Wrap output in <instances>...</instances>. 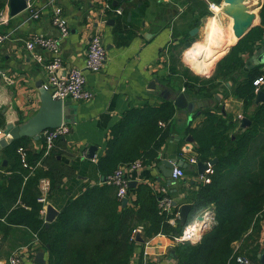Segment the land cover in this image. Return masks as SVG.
I'll return each mask as SVG.
<instances>
[{
  "label": "crops",
  "instance_id": "obj_1",
  "mask_svg": "<svg viewBox=\"0 0 264 264\" xmlns=\"http://www.w3.org/2000/svg\"><path fill=\"white\" fill-rule=\"evenodd\" d=\"M8 1L3 0L0 9L7 5L10 13ZM51 2L34 0L35 6L42 8V14L36 19L23 23L26 14L23 9L15 14L10 13L9 22L0 25V33L9 35L0 42V70L6 71L14 79L12 84H7L0 76V130L3 132L32 116L40 105L37 83L41 82L44 86L48 79L45 63L51 54L40 48H35L34 54L31 53L25 48L24 40L34 32L45 36L58 34L51 22ZM110 2L112 6L122 9L121 14H100V0H57L70 27L69 34L60 43L62 65L59 72L69 67H84L85 50L92 33L101 34L106 59L98 71L84 69L86 85L93 92L90 100H64L63 122L69 131L55 140L50 153L37 157V151L43 147L42 137L18 139L13 152L6 150L7 146L0 149V264H5L14 251L19 253L23 264H48L47 246H39L34 230L8 219L12 204L8 203L9 193L2 188L10 189L15 177L18 178L16 167L27 172L38 168L44 174L42 178L49 179L51 173L55 175L59 183L50 188L42 209L49 204L58 213L68 200L79 195L87 185L107 179V175L99 170L97 161L106 151L112 126L120 121L124 113L133 107L160 106L168 101L173 105L174 112L168 121L167 139L159 148L158 158L150 163L142 162L136 168L121 165L128 180L127 201L123 203L121 199V202L122 205L132 200L138 203V200L145 199L150 190L154 195H161L164 188L165 195L171 200L170 213L174 217L168 223L174 225L175 218L179 220V205L192 202L203 182L202 173L197 169V161L201 160L197 141L190 129L201 127L209 115H218L226 123L234 125L232 130L237 131L238 127L247 126L241 125L242 117L249 119V115L264 100L255 101L258 89L254 87L253 100L246 105L238 92L245 80L264 72V21L260 14L264 0H258L253 21L254 26H259L262 31L248 41L247 51H238L240 61L231 70L225 68L229 61L226 56L242 37L236 42V38L227 40L232 30L228 25L232 15L226 16L228 26L222 28L223 21L219 23L217 17L224 6H218L219 3L223 4L222 0ZM211 2L216 4V9L209 7ZM221 16L224 17L223 13ZM210 24L220 31L223 47L218 48L207 42ZM194 27L197 30L191 33ZM198 51L202 54L215 51L216 54L208 59H197L195 53ZM36 54L42 60H37ZM190 60L200 67L194 68ZM190 69H196L206 76L203 78L199 75V79L194 76V80V77L186 75ZM260 88H264V85ZM176 90L189 93L191 110H179L173 104L170 98ZM132 128L135 129L136 125ZM19 147L24 155L18 150ZM91 147H95L92 156L88 155ZM26 149H30V153L27 154ZM172 158L184 159L191 169L182 167L183 176L171 181L163 175L159 165L163 159ZM19 206L27 212L32 210L29 203L19 202ZM40 213L46 225L55 218L47 223L45 212L40 210ZM198 215L209 227L215 221L213 204L191 211L187 222ZM143 226L142 221L134 224V255L130 264H141L144 255L148 264H175L173 247L176 243L173 238L165 232L145 236ZM232 248L235 258L244 254L254 264H260L257 253L264 249V220L253 223L242 237L232 242ZM38 251L42 252L43 261L36 260ZM236 262L239 264L237 259Z\"/></svg>",
  "mask_w": 264,
  "mask_h": 264
},
{
  "label": "trees",
  "instance_id": "obj_2",
  "mask_svg": "<svg viewBox=\"0 0 264 264\" xmlns=\"http://www.w3.org/2000/svg\"><path fill=\"white\" fill-rule=\"evenodd\" d=\"M260 14L264 21V5ZM261 31L259 26L252 27L231 48L226 56L230 61L226 69L231 70L240 61L238 51H247L248 41ZM260 74L249 77L238 88L246 105L253 100V79ZM173 112L174 107L168 101L160 106L128 109L110 130L106 151L97 161L99 170L108 176L135 159L144 163L156 160L167 139ZM233 127L220 116L209 115L201 127L190 129L197 141L199 158L204 161L217 158L208 173L210 180L199 185L191 211L213 204L215 221L204 229L198 241L174 245L175 264H238L232 242L242 237L253 223L264 220V100L249 115L246 127H238L237 131ZM18 141H13L6 150L15 151ZM21 145L25 147L24 143ZM29 151L26 149L27 154ZM37 153L41 157L44 147ZM16 172L18 178L15 177L10 189L2 188L9 193L8 203L12 204L9 222L29 226L37 234L39 246L48 245V264H130L135 222H144L145 236L165 232L173 238L184 226L176 218V224L168 223L173 213L158 211L159 194L150 190L144 200L122 205L116 186L107 180L87 185L46 225L40 213L43 204L37 202L43 172L38 168L27 172L18 167ZM49 179L50 188L59 183L52 173ZM19 202L31 204L32 210L27 212Z\"/></svg>",
  "mask_w": 264,
  "mask_h": 264
},
{
  "label": "built area",
  "instance_id": "obj_3",
  "mask_svg": "<svg viewBox=\"0 0 264 264\" xmlns=\"http://www.w3.org/2000/svg\"><path fill=\"white\" fill-rule=\"evenodd\" d=\"M56 2V3H55ZM52 0L51 6V22L56 27L58 34L55 36H45L40 33H31L29 37L24 40V45L27 50L34 54L35 48H40L51 54V58L45 63V67L48 72V79L44 84V87L50 92L51 97L55 99L74 100V101H87L93 97V92L86 85V78L84 69L90 71H98L104 64L106 59V48L103 43V39L100 33H92L89 37L87 47L85 50L84 67H69L60 73L59 69L62 65V59L60 57V43L69 34L70 27L64 16L62 7L57 3V0ZM26 14L23 19V23L32 19L40 17L42 14V8L37 7L34 4V0H25ZM214 2L209 4V7L213 9ZM99 12L103 16L108 13L121 14L122 9L120 7H114L109 0H100ZM11 15L9 13L7 5L0 10V25H5L9 22ZM9 35L0 33V42H2ZM37 60H42L39 54H36ZM60 67V68H59ZM0 76L7 84L14 82L13 77L6 71L0 70ZM253 85L256 89H259L264 85V72L253 79ZM69 128L63 122L61 125L55 128H47L40 133L42 137V143L44 147L43 155H47L54 146V142L61 136L68 133ZM5 136L4 132L0 130V137ZM19 151L24 155V151L21 147ZM24 160V159H23ZM133 168L142 165L140 159H136L129 164ZM211 169H206L201 174V179L205 182L210 180L208 173ZM184 169L181 166H174L171 174V178L176 180L183 176ZM108 182L113 183L117 189V195L119 198L127 197L128 180L124 174L123 167L116 168L106 179ZM40 195L38 201L45 203L46 196L50 190V182L48 178H41L39 183ZM164 188L161 189V195L158 197V211L170 212V199L165 195ZM43 208V207H42ZM45 212V209H41ZM171 220L174 217L170 218ZM202 220L195 218L192 221L186 223L182 231L173 237L175 243L190 241L195 242L196 236L199 234ZM38 242V237H36ZM239 264H254L250 257L244 254L236 256ZM5 264H23L22 258L18 252H12ZM141 264H148V259L144 255V259Z\"/></svg>",
  "mask_w": 264,
  "mask_h": 264
},
{
  "label": "water",
  "instance_id": "obj_4",
  "mask_svg": "<svg viewBox=\"0 0 264 264\" xmlns=\"http://www.w3.org/2000/svg\"><path fill=\"white\" fill-rule=\"evenodd\" d=\"M223 4L219 3L218 6L224 5L225 3H233L234 0H222ZM9 8L10 13L15 14L19 11L25 9L26 3L25 0H9ZM116 1H114V4ZM222 11V12H221ZM220 13L225 14V16L233 15L229 8L222 7ZM255 15L254 13L250 14V19L246 23L245 27L238 30L236 33V40H239L241 37L244 36V34L254 26ZM237 16H234V24L233 29L237 28ZM197 30V27H194L191 30V33L195 32ZM37 86L39 88L40 92V105L37 109V111L27 118L26 120L17 123L15 125L9 126L8 129L4 131L5 136L0 137V149L2 147H6L9 144H11L13 141L18 140L22 137H32L33 139H39L40 133L47 129V128H55L63 123L64 120V101L62 99H55L51 97L50 92L41 85V82L37 83ZM190 95L187 91H175V93L170 98L173 101V104L179 108V110H191V102H190ZM264 98V88H259L256 91L255 101L263 100ZM190 107V108H189ZM249 123V119L246 117H242L241 125L244 126ZM95 151V147H91L89 149L88 155L92 156ZM217 158L213 157L209 161L199 160L197 161V169L199 173H203L206 169H211L213 164L216 162ZM174 166H181L184 167L187 170L191 169V165L187 163L184 159H163L159 167L162 170V173L164 176L168 177L171 181L173 180L171 178L172 170ZM104 179V177H103ZM127 201V198H122V202L125 203ZM173 204H176L175 201H173ZM192 202H184L179 205V223L181 225H185L187 223L189 213L192 209ZM57 215V211L51 206L47 205V208L45 209V219L48 223L51 221L55 216ZM198 219H202L201 215L197 216ZM206 222L203 221L199 234L195 238V242L198 241L201 237V234L203 233L204 229L206 228ZM139 238V233H136ZM48 247V245H46ZM257 257L259 258L260 264H264V249L257 253ZM36 260L37 261H43V254L42 252L38 251L36 254Z\"/></svg>",
  "mask_w": 264,
  "mask_h": 264
},
{
  "label": "bare ground",
  "instance_id": "obj_5",
  "mask_svg": "<svg viewBox=\"0 0 264 264\" xmlns=\"http://www.w3.org/2000/svg\"><path fill=\"white\" fill-rule=\"evenodd\" d=\"M257 2L258 0H234L233 3H225L224 4V7L225 8H229L230 11L232 13H234V16L236 17L237 16V23H238V26L237 28L233 29V24H234V16L230 15L232 17H230L231 21L229 22V27L230 29H232L230 32L231 34L228 35L227 37V40L230 39V38H236V33L238 32V30L242 29L245 27L246 23L248 22V20L250 19V14L251 13H256V9H257ZM216 5H214L213 9L215 8L216 9ZM229 19V20H230ZM210 23V22H209ZM222 27V26H221ZM223 28V27H222ZM208 31H207V42L211 43L212 45L215 44L217 45V47L219 48L220 46L223 47L224 43L222 41V36L220 34V31L215 28V26L213 25H209V27L207 28ZM227 31V30H226ZM228 32V33H230ZM225 35V34H224ZM226 41V40H225ZM220 42V43H219ZM227 42V41H226ZM208 43V44H209ZM219 43V44H217ZM219 45V46H218ZM227 45V44H226ZM221 48V47H220ZM205 49V48H204ZM213 49V48H212ZM223 49V48H222ZM208 50V48H207ZM220 50V49H219ZM224 51V50H223ZM215 53L210 51L209 53L207 54H202V53H198L196 52L195 53V56L200 58V57H204L206 59H208L209 57L213 56ZM220 53V52H219ZM216 54V53H215ZM218 54V53H217ZM203 58V59H204ZM213 58V57H212Z\"/></svg>",
  "mask_w": 264,
  "mask_h": 264
},
{
  "label": "rangeland",
  "instance_id": "obj_6",
  "mask_svg": "<svg viewBox=\"0 0 264 264\" xmlns=\"http://www.w3.org/2000/svg\"><path fill=\"white\" fill-rule=\"evenodd\" d=\"M221 2V1H220ZM260 2V1H259ZM223 3V2H222ZM221 14L222 13H220L219 15H217V17H218V21H219V23H221L222 21H223V23H222V25H223V28H227V24H228V19H226L227 17L225 16V14H223L224 15V17H222L221 16ZM213 15V14H212ZM219 16H221V17H219ZM222 20V21H221ZM235 41V40H234ZM233 42V41H232ZM198 53H201V52H199L198 51ZM196 57V56H195ZM197 59H200V58H198V57H196ZM191 61V60H190ZM191 63H192V65L194 66V68H197V67H200V66H197V65H194V63H193V61H191ZM201 68H202V66H201ZM191 71H189L188 70V72H186V75H188L189 77H197L198 79H199V77L200 76H206L205 74H202V73H200V72H198L196 69V71L195 70H193V69H190ZM200 75V76H199ZM199 76V77H198ZM204 78V77H203Z\"/></svg>",
  "mask_w": 264,
  "mask_h": 264
}]
</instances>
